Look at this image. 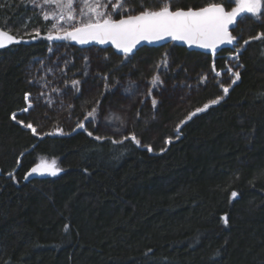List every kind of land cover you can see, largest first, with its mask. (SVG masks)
<instances>
[{"label":"trees","instance_id":"obj_1","mask_svg":"<svg viewBox=\"0 0 264 264\" xmlns=\"http://www.w3.org/2000/svg\"><path fill=\"white\" fill-rule=\"evenodd\" d=\"M209 3L233 7L171 0ZM141 4L161 0H129L133 14ZM41 5L0 0V27L22 40L0 51V264H264V37L250 39L264 16L240 21L216 55L177 42L121 55L48 40L55 6ZM53 159L62 174L24 178Z\"/></svg>","mask_w":264,"mask_h":264},{"label":"snow or ice","instance_id":"obj_2","mask_svg":"<svg viewBox=\"0 0 264 264\" xmlns=\"http://www.w3.org/2000/svg\"><path fill=\"white\" fill-rule=\"evenodd\" d=\"M228 3L235 6L231 7L230 10H226L223 4L209 3L207 6L188 7L185 10L180 7L173 8L171 0H161V6L156 9L147 8L141 4L143 10L138 14H133L134 9L129 6V0H81L82 6L77 5L76 0H42L41 7L43 5L55 6V12L51 17L47 13L43 15L46 21L50 18L53 21L49 29L46 30V38L48 40L71 39L80 44H85L89 41H96L100 44L111 42L118 50L125 54H131L141 41L153 42L171 38L177 41H184L190 46L197 45L204 49H210L215 53L218 46L233 44L237 40V37L232 35L230 31V26L235 30L237 17H240L241 22H243L246 17L242 14H249L251 18L264 16V0H228ZM109 4L112 5L110 11L108 10ZM115 16L120 18L116 19L114 18ZM71 21L76 22L71 24V29L69 30L64 25ZM34 31L35 36L40 35L39 29ZM262 37H264V33L250 39L260 40ZM13 42H19L17 36L0 27V48H4L6 44ZM243 43L247 45L249 40H244ZM49 51H52V49L49 48ZM233 51L234 55L231 58L238 60L240 51L235 49ZM166 58L167 53L164 54V66H167ZM213 70L215 71L214 64ZM227 71L234 77L231 83L235 84L240 79V73L233 71L231 67ZM216 75L219 76L221 73L216 72ZM105 79L107 78L105 77ZM149 83L148 94L151 96L154 88L163 85V80L159 74H156ZM79 85V80H72L70 88L79 92ZM222 90L224 95L213 99L211 104H218L229 92L228 87L222 86ZM126 91H131V89H126ZM30 95V93H25V101H29ZM151 103L155 108L157 100L153 98ZM209 106V104H205L202 108L196 109L188 119H191V116L197 112L206 110ZM31 107L32 103L29 102L28 106L22 111L27 112ZM94 112L95 109L89 111L86 118H93ZM16 116L17 114L13 113L11 118L18 124L30 129L33 133L36 132V128L31 123L24 124L22 120H16ZM77 127L84 128V124H78ZM87 134L93 136L92 132ZM177 138H179V129H177ZM94 139L101 140L103 138L95 136ZM128 139V136L124 137V140ZM131 140L137 146L141 145L140 140L134 134L131 136ZM113 142L122 143L123 141ZM166 143H171V140L169 139ZM146 147L148 151H152L151 146ZM59 171L60 169L56 166V161L53 159L50 163L41 162L36 167H33L24 178L27 179L28 176L37 172L40 174L47 172L55 176ZM8 175L14 178V173H8ZM231 195L236 197L237 193L233 191ZM224 220L227 223V217H224ZM67 227L66 225L65 231H67Z\"/></svg>","mask_w":264,"mask_h":264},{"label":"water","instance_id":"obj_3","mask_svg":"<svg viewBox=\"0 0 264 264\" xmlns=\"http://www.w3.org/2000/svg\"><path fill=\"white\" fill-rule=\"evenodd\" d=\"M240 17H237V23L239 22ZM237 27V26H236ZM235 27V29H236ZM230 31L232 32L233 35V28L230 26ZM19 42H13V43H9L6 44V46L4 48H0V51L5 50L10 48L12 45L14 44H19L22 42L21 39H18ZM177 42L179 45H182L190 50H194V51H198V52H202L205 54H211V55H216L218 54L221 50L225 49V48H231L233 46H235L237 44V40L233 43V44H225V45H220L217 48V51L215 53H213L210 49H204L201 48L197 45H189L184 41H177V40H173L171 38H167L165 40H161V41H153V42H149V41H141L135 49H133V52L131 54L136 53L137 51H139L140 49L144 48V47H160V46H164L167 44H172ZM75 44L78 45L79 47H91V46H97V47H101V48H112L116 53L121 54V55H125V53H123L122 51L118 50L115 45L111 44V42L105 43V44H100L96 41H89L88 43L85 44H80L79 42L75 41Z\"/></svg>","mask_w":264,"mask_h":264},{"label":"rangeland","instance_id":"obj_4","mask_svg":"<svg viewBox=\"0 0 264 264\" xmlns=\"http://www.w3.org/2000/svg\"><path fill=\"white\" fill-rule=\"evenodd\" d=\"M235 5L233 4V7H234ZM242 15H245V17H250L249 16V14H242ZM257 18H261V17H257ZM241 20H239V22H240ZM239 22L237 23V26H238V24H239ZM62 40H64V41H67V42H72V43H74L75 41H73V40H71V39H62ZM237 41H238V38H237ZM120 113H122L123 114V112H121L120 111ZM119 116H122V115H120V114H115V115H113V117L114 118H117V117H119ZM41 162H51V161H49V160H41L40 162H39V164L41 163ZM38 164V165H39ZM56 166L59 168V166H58V162L56 161ZM36 167V166H35ZM60 169V168H59ZM60 174H62V170L60 169V171L55 175V176H58V175H60ZM29 177H54L53 175H50L49 173H47V172H45V173H43V174H40L39 172H37V173H33L32 175H30Z\"/></svg>","mask_w":264,"mask_h":264}]
</instances>
